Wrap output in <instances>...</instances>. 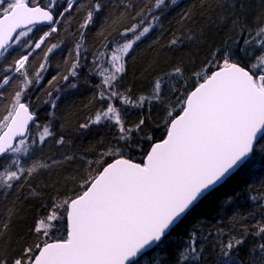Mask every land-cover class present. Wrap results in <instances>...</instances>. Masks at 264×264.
I'll return each instance as SVG.
<instances>
[{
	"label": "snow or ice",
	"instance_id": "6c2138e0",
	"mask_svg": "<svg viewBox=\"0 0 264 264\" xmlns=\"http://www.w3.org/2000/svg\"><path fill=\"white\" fill-rule=\"evenodd\" d=\"M176 3L151 0L135 11L131 0H120L123 11L119 15L135 22L123 27L121 40L115 42L108 39L101 24L98 35L107 43L92 59L98 69L94 74L101 77L95 85V99L101 107L77 128H62L58 133L51 119L40 124L29 103L22 102L28 90L44 79L48 57L60 47L47 43L49 37L58 32V26L67 28L73 14L80 15L74 33L78 39L68 53L72 58L69 72L61 77L63 81L76 79L86 59L88 31L101 19L114 24L112 10L117 5L110 0H87L86 5L81 0H0V59L5 62L0 97L8 88L15 89L11 108L0 119V159L4 161L0 197L5 203L12 197L11 207L0 217V264H140L150 250L162 249L171 233L205 202L224 196V204L233 203L235 193L226 191L233 173L247 167L257 152L264 153V11L250 25L247 0H200L201 17L214 28L227 26L226 39L213 45L198 65L191 62L189 68L177 61L153 80L146 95L133 99L131 89L128 94L119 90L129 53L154 28L162 27L161 16ZM181 21L196 23L190 10L181 15ZM41 25H47V30L42 31ZM203 36L204 28L189 27L181 35L172 34L166 47L191 46ZM17 45L28 51L8 63L9 50ZM36 50L43 52L42 62L30 73L27 65ZM68 87L75 89L77 84ZM49 106L55 109V100ZM153 106L161 112L155 123ZM130 108L146 111L129 124L125 111ZM30 125L39 132L29 141ZM101 126L114 128L115 136L106 145L101 141L95 160L71 150L73 134L83 135ZM153 129L160 130L159 137ZM49 142L67 149L61 160L48 156L26 164L23 158H30V149L43 151ZM77 160L86 167L79 190L42 203L43 215L27 229L35 240L9 251V233L14 218L21 215L23 201H43L31 180L42 171ZM249 199L257 201L258 197L250 195ZM259 205L264 208V200ZM232 219L235 223L227 233L220 227L203 236L196 230L188 233L186 243L177 250L176 264H200L203 245L210 237L216 241V264H264V220H256L249 229L247 216ZM242 252L246 259H241Z\"/></svg>",
	"mask_w": 264,
	"mask_h": 264
},
{
	"label": "trees",
	"instance_id": "16d2710c",
	"mask_svg": "<svg viewBox=\"0 0 264 264\" xmlns=\"http://www.w3.org/2000/svg\"><path fill=\"white\" fill-rule=\"evenodd\" d=\"M134 4L135 11H139L142 7L149 5L151 0H131ZM63 3V0H61ZM81 3L87 4V0H81ZM110 3L117 5L113 8V18L115 23L110 20L101 19L97 24L90 28L87 33L86 41V59L82 61V67L78 69L79 76L76 79L69 77V81H63L62 76L69 72V65L72 58L68 55L75 48L78 36L75 35V29L81 19L78 13L73 14L70 21L66 23L67 28L58 26V32L49 37L47 43H58L60 47L48 57L47 71L43 73L44 79L38 84L30 88L27 92V102L30 105V111H34L38 116L40 124L48 123L52 120V126L59 131L63 129L78 127L79 123L84 122L86 117L92 116L93 113L101 107L100 102L95 99L98 89L95 85L99 84L101 77L94 73L98 70L97 66L92 63L93 55L96 51L103 50L102 45L107 43L98 33L101 31V24L106 29L108 39L113 42L121 40L119 31L126 25L134 23L129 16H120L123 11L119 6L120 0H110ZM250 11L247 13V23L253 24L257 20V16L264 11V5L261 0H247ZM190 10L191 15L195 19L194 25H187V21H181V15ZM200 0H177L175 5L161 16L159 24L162 27H156L146 37L142 38L133 50L129 53L126 64V73L123 75L119 90L128 94L131 89V96L135 99L139 95H146L152 85L153 80L163 75L164 72L170 71L171 66L177 61H182L189 68L191 62L200 64V62L208 55L209 49L213 45H220L226 39L225 33L228 27L224 26L219 29L208 24L207 19L200 15ZM212 19L216 16L209 13ZM147 22V21H146ZM42 31H46L47 27L39 26ZM198 30L204 28L203 40L199 43L184 44L179 49H169L166 47L172 34L181 35L187 28ZM41 32H35L33 39L39 37ZM155 42V43H154ZM11 55L8 57V63L20 55L25 54L28 49L20 48L19 45L9 50ZM43 52L36 50L29 58L27 67L30 73L38 70L39 64L42 62ZM103 59V58H101ZM4 61L0 60V72L3 70ZM103 66H107L106 62ZM13 75H18L13 73ZM56 77L55 80H52ZM49 81H52L51 84ZM69 83H76L77 88L68 87ZM14 88H8L5 95L0 97V119L7 115L13 101ZM51 93L49 97L48 93ZM59 96V99L55 98ZM55 100L56 108L51 109L49 104ZM123 110V109H122ZM146 110L130 108L125 111L126 121L129 124L138 121ZM53 116H49V113ZM160 109L152 107V120L158 122L160 120ZM39 129L30 127V135L26 137L29 141L38 135ZM155 137L160 136L159 129H153ZM115 136V129L112 127H94L87 133L73 134L71 150L77 153H83L89 159H96V151L102 148L101 141L104 145L112 141ZM30 162L37 159L44 160L48 156L61 160L62 152L67 149H61L54 142H49L43 151L30 149ZM2 160H0L1 162ZM86 174V167L83 161L77 160L71 163H64L62 167H53L52 169L42 171L34 179L31 180L33 188L43 196V201L30 198L23 201V209L19 217L14 218L12 229L9 233L8 246L9 251L12 249L19 250V246L24 241H34L27 229L34 223L38 215H43L44 209L41 204H50L54 197L71 195L74 190H79V182ZM92 175H95L93 170ZM22 195L26 194V190H20ZM226 191L230 194L235 193V199L232 204H224V196H220L219 200L205 202L197 211V213L189 218L185 223L181 224L172 233L169 242L162 248L150 251V255H146L140 261V264H176L177 250L185 244L188 233L196 230L201 236L207 235L209 232L215 233L218 227L223 228L227 233L232 224L233 217L240 215L247 216L248 228L251 229L256 220H264V208L259 205L260 200H264V153L257 152L252 162L247 167L240 168L233 177L230 178ZM250 195L258 197L257 201L249 199ZM12 197L9 196L5 203L4 198L0 197V217H2L7 207H11ZM254 213V216L248 213ZM23 238V240L21 239ZM223 239V237H221ZM216 241L214 237H210L203 245L204 256L200 264H216ZM241 259H246L245 254L240 253Z\"/></svg>",
	"mask_w": 264,
	"mask_h": 264
},
{
	"label": "rangeland",
	"instance_id": "374dc122",
	"mask_svg": "<svg viewBox=\"0 0 264 264\" xmlns=\"http://www.w3.org/2000/svg\"><path fill=\"white\" fill-rule=\"evenodd\" d=\"M30 153H31V151H30ZM30 155H31V154H30ZM23 159L25 160L26 164L30 162V158H29V157H24ZM3 162H4V161L2 160V161L0 162V165H2Z\"/></svg>",
	"mask_w": 264,
	"mask_h": 264
},
{
	"label": "water",
	"instance_id": "95a60500",
	"mask_svg": "<svg viewBox=\"0 0 264 264\" xmlns=\"http://www.w3.org/2000/svg\"><path fill=\"white\" fill-rule=\"evenodd\" d=\"M41 26H45V27H47V25H41ZM29 127H31V125H30ZM0 160H1V159H0ZM238 170H239V169H237V171H238ZM237 171H236V172H237ZM236 172H234V173H236ZM234 173H233V174H234ZM150 251H151V250H150Z\"/></svg>",
	"mask_w": 264,
	"mask_h": 264
}]
</instances>
